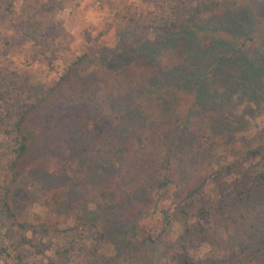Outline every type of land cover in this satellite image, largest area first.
Returning <instances> with one entry per match:
<instances>
[{
	"label": "trees",
	"instance_id": "obj_1",
	"mask_svg": "<svg viewBox=\"0 0 264 264\" xmlns=\"http://www.w3.org/2000/svg\"><path fill=\"white\" fill-rule=\"evenodd\" d=\"M225 5L231 0H199L188 17L158 26L153 39L140 46L127 43L137 32L130 26L104 31L107 36L115 29L118 38L107 54L99 60L88 53L76 57L44 95L24 106L7 130L16 134L18 146L0 183V212L10 221L3 239L11 241L0 246V253L22 260L38 246L36 238L45 239L65 225L72 230L92 226L106 237L104 223H129L111 232L116 244L132 250L126 264H158L172 229L180 224L174 264H264V169L247 168L227 184L220 178L223 169L231 172V164L212 172L211 163L197 160L229 141L223 131L228 125L220 123L226 116L219 110L223 89L236 88L251 103L263 101L264 66L242 55L240 42L253 34L254 23L260 24L264 7L247 4L237 12ZM133 130L150 155L159 150L154 163L128 173L136 176L130 186L141 198H128L130 215L120 221L114 212L119 183L108 174L117 163H136L144 152L138 139L136 144L124 141ZM190 132L201 142L190 147L186 161L180 146ZM242 154L264 159V140ZM87 159H93L88 181L108 179L75 211L72 179L61 186L56 170L48 167L52 161L70 166ZM41 161L47 167L36 169ZM215 182L222 189L211 209L200 203ZM29 195L46 209L34 230L24 207ZM157 211L163 228L152 232L147 221ZM211 221L218 224L216 230L210 229ZM205 244L212 249L198 260L194 252Z\"/></svg>",
	"mask_w": 264,
	"mask_h": 264
},
{
	"label": "rangeland",
	"instance_id": "obj_2",
	"mask_svg": "<svg viewBox=\"0 0 264 264\" xmlns=\"http://www.w3.org/2000/svg\"><path fill=\"white\" fill-rule=\"evenodd\" d=\"M198 2L199 0H0V183L7 178V165L15 157L18 146L16 134L8 133L7 130L16 121L19 112L36 97L44 95L76 57L88 53L99 60L107 54L106 48L114 47L118 38L113 34L115 29L107 36L102 35L104 31L108 30L109 33L112 27L118 30L128 29L130 26L132 31L137 32L127 43L134 42L140 46L153 39L158 26L188 17ZM231 3L232 5L225 6L237 12L247 4L264 7V0H231ZM260 20L259 25L254 23L250 27L253 34L240 42L243 45L242 55L257 63V67L264 66V15ZM238 23L245 26L247 22ZM235 89H221L225 94L219 110L222 116H226L221 118L220 123L228 125L223 131L227 135L225 139L229 141L223 143L221 148L210 149L197 159L200 163H211L212 172L221 168L219 165L231 164V172L223 169L220 178L227 184L234 182L235 178H241L247 168L264 169V159H246L242 154L264 140V93L263 101L256 104L249 102L244 94ZM199 136L190 132L182 141L180 149L185 160L189 157L190 147L201 142ZM140 137L133 130L124 140L136 144L138 139V146L144 150L140 152L138 161L130 164L129 161L117 163L108 174V178H116L115 181L119 183L120 188L114 196L119 206L116 205L114 212L117 217L120 216V221L130 215L132 206L126 203L128 198H141L134 192L135 187L130 186L134 182L132 177L136 176L128 173L138 174L145 166L154 163L153 157L158 155L159 148L150 155V148ZM218 142H221L220 137ZM92 160L87 159L82 163L77 160L76 164L70 166L54 161L49 163V170H56V183L63 186L68 178L72 179L69 184L74 185L77 190L72 196L71 206L75 211H80L83 207L80 205L87 204V194H95L108 179L100 177L96 183L86 179ZM46 165L48 162L41 161L35 168H46ZM216 184L217 182L209 186L200 204L205 203L211 209L216 206L217 194L222 189ZM1 195L0 190V210ZM38 199L29 195L24 202L32 223L30 230L36 229L37 218L46 213ZM88 207L89 210L95 208L93 204ZM158 215L157 211L154 220L147 221L152 232L162 231L163 224L156 219ZM0 217V246L3 243L9 245L11 241L3 239V236L10 221L1 212ZM104 224L108 226L106 237L92 226L85 225L79 230H72L65 225L61 231L45 239L36 238L38 246L32 247L31 253L22 260L16 259L14 254L0 253V264H126L132 250H124L120 244H116L111 232L114 229L123 231L129 223ZM209 227L213 231L218 224L211 221ZM31 234L33 233L30 232ZM180 234L181 225L177 224L172 229L167 252L159 257L158 264H174L171 257ZM40 248L43 249L42 254L38 252ZM211 249L205 244L194 254L199 260ZM134 253L141 255L142 251Z\"/></svg>",
	"mask_w": 264,
	"mask_h": 264
}]
</instances>
